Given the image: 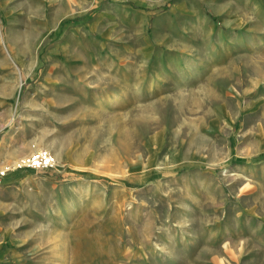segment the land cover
Instances as JSON below:
<instances>
[{
	"label": "rangeland",
	"instance_id": "rangeland-1",
	"mask_svg": "<svg viewBox=\"0 0 264 264\" xmlns=\"http://www.w3.org/2000/svg\"><path fill=\"white\" fill-rule=\"evenodd\" d=\"M3 168L0 264H264V0H0Z\"/></svg>",
	"mask_w": 264,
	"mask_h": 264
},
{
	"label": "built area",
	"instance_id": "built-area-1",
	"mask_svg": "<svg viewBox=\"0 0 264 264\" xmlns=\"http://www.w3.org/2000/svg\"><path fill=\"white\" fill-rule=\"evenodd\" d=\"M57 164L56 155L48 148H37L31 154L23 157L15 166L32 167L35 169H48ZM7 168L0 170V182L1 177L5 174Z\"/></svg>",
	"mask_w": 264,
	"mask_h": 264
},
{
	"label": "crops",
	"instance_id": "crops-1",
	"mask_svg": "<svg viewBox=\"0 0 264 264\" xmlns=\"http://www.w3.org/2000/svg\"><path fill=\"white\" fill-rule=\"evenodd\" d=\"M10 254H11V252L0 249V263L2 260H5Z\"/></svg>",
	"mask_w": 264,
	"mask_h": 264
},
{
	"label": "bare ground",
	"instance_id": "bare-ground-1",
	"mask_svg": "<svg viewBox=\"0 0 264 264\" xmlns=\"http://www.w3.org/2000/svg\"><path fill=\"white\" fill-rule=\"evenodd\" d=\"M123 99H122V95H119V96H117L116 98H114L113 99V102L115 103V104H117V103H119L120 101H122ZM107 105V104H106ZM19 158V157H18ZM233 175V174H232Z\"/></svg>",
	"mask_w": 264,
	"mask_h": 264
}]
</instances>
